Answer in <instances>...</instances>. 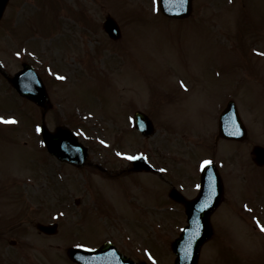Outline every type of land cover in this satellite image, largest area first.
<instances>
[{"label": "rangeland", "instance_id": "374dc122", "mask_svg": "<svg viewBox=\"0 0 264 264\" xmlns=\"http://www.w3.org/2000/svg\"><path fill=\"white\" fill-rule=\"evenodd\" d=\"M243 1L192 0L190 14L174 20L156 15L150 0H9L0 18L1 70L13 74L22 61L43 68L53 103L46 125L77 127L88 157L75 168L48 155L38 142L39 109L0 75V117L16 121L0 122V255L16 232L26 241L19 264H73L66 246L108 236L140 261L172 264L171 242L186 221L184 204L168 193L172 185L192 193L187 171L211 157L222 161L225 192L197 264L264 262V166L250 153L264 145V55L250 52L251 45L264 52V0ZM106 16L120 28L116 40L102 29ZM53 67L62 83L46 73ZM224 89L247 127L243 141L217 136ZM134 108L151 118L152 134L127 125ZM108 143L116 152L142 151L158 173L115 176L110 171L125 163ZM171 170V178L162 175ZM37 222H57L58 230L44 235Z\"/></svg>", "mask_w": 264, "mask_h": 264}, {"label": "water", "instance_id": "95a60500", "mask_svg": "<svg viewBox=\"0 0 264 264\" xmlns=\"http://www.w3.org/2000/svg\"><path fill=\"white\" fill-rule=\"evenodd\" d=\"M7 0H0V14L3 10V7L5 5ZM165 5H168V0H165ZM170 8V7H169ZM190 8V0H186L185 8L181 10H173L165 11L169 15L174 16H186L189 12ZM106 30L109 31L111 36L116 37L117 36V26L113 22L112 19L108 18L104 24ZM27 67H25L26 69ZM25 69L16 74L14 77L10 78L9 81L12 83V85L17 89V91L26 96L27 98L34 100L37 103L45 104L46 95L44 92V89L39 82L33 83L30 82H24L23 79L25 78V74L27 71ZM227 114L224 116V118H221V124H220V134L222 136L230 137L232 134V128L237 127L238 131L240 133L238 138H242L243 134L245 133V129L243 124L241 123L239 117L237 116L235 112L234 105L232 103H229V106L226 109ZM141 118L144 119L145 124H148V121L145 117L139 115ZM224 125H227L223 127ZM145 127V126H144ZM144 127L142 130H144ZM223 129H226L223 132ZM230 133V135H228ZM42 134L44 136L45 143L48 147V150L56 155H58L62 159H66L72 163L78 164L82 163L84 157H85V150L76 142L75 137L72 133H70L68 130L59 128L54 133H50L47 131V129L44 127L42 129ZM235 137V136H234ZM253 153L255 154V161L260 164H264V147L261 146H255L253 148ZM78 157H82L81 160H78ZM219 193L221 192L220 184L218 185ZM219 201V196L216 198V203ZM215 203V204H216ZM214 207V206H213ZM209 211H202L200 212V221L188 219V222L190 223L189 226L184 228L183 233L179 238H177L172 243V249L176 254V259L174 264H196L197 256H198V250L202 242L206 239L209 233V224L207 221V213ZM191 213V212H190ZM201 224V234L199 236L195 235L196 230L191 229L194 225ZM45 231H52L53 229H45L42 227ZM189 230V231H188ZM85 253V252H83ZM89 262L88 259H81L79 260L80 264H127L125 263V258L120 256H116L113 252H109L108 250L105 251V254H97L99 252H89ZM71 256L73 255V252L70 251ZM74 257V255L72 256ZM129 262V261H127Z\"/></svg>", "mask_w": 264, "mask_h": 264}, {"label": "snow or ice", "instance_id": "6c2138e0", "mask_svg": "<svg viewBox=\"0 0 264 264\" xmlns=\"http://www.w3.org/2000/svg\"><path fill=\"white\" fill-rule=\"evenodd\" d=\"M61 78L63 79V77H61ZM0 122H4V123H16V121H15L14 118L5 119L4 117H0ZM39 130H40V128L38 126L37 127V131H39ZM128 158L129 159H136V157H132V156H129ZM210 164H212V161L210 159L209 160H205L202 163V168L204 166H207V165H210ZM197 187H200V185H197ZM204 206L206 207L207 205L205 204ZM245 207H247V205ZM257 223L259 224V221H257ZM259 226H260L261 231H264V224H260Z\"/></svg>", "mask_w": 264, "mask_h": 264}]
</instances>
